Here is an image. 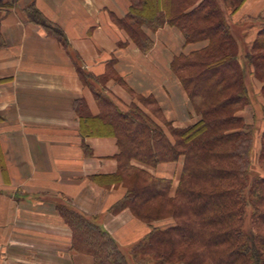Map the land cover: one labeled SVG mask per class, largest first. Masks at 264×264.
Masks as SVG:
<instances>
[{
	"label": "crops",
	"instance_id": "1",
	"mask_svg": "<svg viewBox=\"0 0 264 264\" xmlns=\"http://www.w3.org/2000/svg\"><path fill=\"white\" fill-rule=\"evenodd\" d=\"M31 5L62 31L65 46L27 19ZM128 8L129 0H15L0 9V264H92L71 249L59 204L92 218L122 248L149 232L128 209L111 212L123 187L92 180L116 173L119 149L112 137L79 135L75 103L96 116L100 93L122 110L137 106L162 128V120L187 128L199 116L171 63L203 44L185 45L181 31L164 26L150 34L145 54L116 22ZM229 16L264 21V0H244ZM182 165L180 157L144 169L172 180L173 194Z\"/></svg>",
	"mask_w": 264,
	"mask_h": 264
},
{
	"label": "trees",
	"instance_id": "2",
	"mask_svg": "<svg viewBox=\"0 0 264 264\" xmlns=\"http://www.w3.org/2000/svg\"><path fill=\"white\" fill-rule=\"evenodd\" d=\"M222 1L232 13L244 2ZM14 3L0 0V9ZM26 17L65 46L62 31L33 5ZM257 20L260 28L241 54L218 0H129L127 15L116 22L141 52L150 51V34L164 26L181 31L185 45L203 44L171 63L199 120L183 129L162 120L164 129L137 106L122 110L104 94L95 93L96 116L84 103H75L79 135L112 137L119 149L116 173L92 180L106 188L124 185L111 212L128 209L150 230L125 252L92 218L59 204L56 210L72 231L74 252L89 256L92 264H264V173L250 177L255 141L250 125L236 115L251 103L249 78L262 82L264 93V21ZM77 72L88 84L87 76ZM261 109L264 115V105ZM152 111L160 117L159 110ZM257 155L264 161V128ZM180 157L182 170L171 194L172 180L144 167L154 169ZM247 209L252 210L251 226L245 229ZM164 219L171 223L154 226Z\"/></svg>",
	"mask_w": 264,
	"mask_h": 264
},
{
	"label": "rangeland",
	"instance_id": "3",
	"mask_svg": "<svg viewBox=\"0 0 264 264\" xmlns=\"http://www.w3.org/2000/svg\"><path fill=\"white\" fill-rule=\"evenodd\" d=\"M218 2L220 4V6L222 7V9L226 13L227 22L232 27V34L234 35V38L237 42V46L239 47V51L241 52V54H243V51H245V49L247 48L245 43H250V41L253 40V38L255 37V32L260 28V25L258 22L253 23V22H248V21H244V22L240 21L237 23H233V19L230 18V16H229V12H232V9L229 6H227L226 3H224L225 1L218 0ZM240 56L243 57V55H240ZM243 64L246 65V62L244 61ZM244 69H245V72L248 73L246 66L244 67ZM250 79L247 80L246 85H247V88H248V91L250 94L251 103H250V105H248V108L245 107V108H247L246 110L244 108L243 110L237 112L236 114H237V116H238V113L242 114L243 118L240 116H238V117L242 118L245 121V123L250 125V127L252 129V137L255 141L254 146H253L251 153H250L251 163L253 164V165H251L252 169L250 170L251 171L250 177H251V176H255L257 173H264V161L259 162L258 161V155H257L259 143H260V134L264 128V115H263V110L261 109V105H264V93H263V95L260 94V89H261V86L263 83L260 81H257V80H253V81L251 80L250 81ZM249 81L251 82V84L249 83ZM121 187L124 188V185H122ZM251 215H252V210L247 209V215L245 217V223H244L245 229H247L248 226H251ZM170 223H171L170 220L164 219V220L155 222L153 224H154V226L162 227V226L168 225ZM144 224H146V226L150 230V226L147 223H144ZM141 239H139V240H141ZM138 241H135V243H133V244H136ZM129 246L124 247L125 252H127L129 250L128 249Z\"/></svg>",
	"mask_w": 264,
	"mask_h": 264
}]
</instances>
